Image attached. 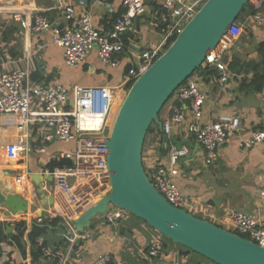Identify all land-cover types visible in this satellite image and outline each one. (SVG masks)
Segmentation results:
<instances>
[{"label": "crops", "instance_id": "obj_1", "mask_svg": "<svg viewBox=\"0 0 264 264\" xmlns=\"http://www.w3.org/2000/svg\"><path fill=\"white\" fill-rule=\"evenodd\" d=\"M73 1L0 0V34H7L5 43H0V74L27 65L31 76L45 83L70 87L117 86L140 53L158 44L163 37L161 24L165 11L161 7L162 0H146L145 11L134 19L133 29L124 36V49L117 56L116 67L106 66L93 52L79 67L71 68L64 62L63 49L51 41L48 31L19 28L15 26L18 22L13 23L14 12H20L22 16L36 13L55 16ZM76 9L89 12L93 24L100 30L108 29L115 17L123 12L121 0H84V6L76 5ZM260 10L264 12V3ZM251 12L252 7L248 4L239 14L238 19L244 26L223 55L228 79L219 85L212 74L197 73L199 89L206 96L201 122L239 116V135L219 147L211 163H205L204 150L187 130L191 112L187 104L182 103L185 121L174 124L170 136H164L156 125L146 134L142 150L143 166L151 168L157 164L167 165L171 144L187 145L189 154L179 159L175 175L182 193L193 196L185 210L228 230L227 225L231 227V223L225 220V215L229 209L264 218V204L258 196L264 185V143L251 147L240 144L251 131L264 127V85L256 88L259 81L263 82L264 24L257 25L249 17ZM120 97L124 95L116 97L113 112ZM170 103L161 111V121L167 116ZM51 132L46 125L27 123L18 114L0 117V171L4 174L3 180L27 203L26 211L8 213L4 203L7 192L0 186V221L24 219L29 225L36 216L51 218L57 215L55 180L46 170H50L53 162L66 158L65 154L73 151L74 144L45 139ZM50 197L53 198L51 201ZM71 207L62 204L68 213ZM63 223L65 230H48L39 235V243L44 244L39 264H88L101 254L110 255L114 264H215L172 242L128 212L114 222L107 221L104 215H97L90 226L80 232L84 237L72 242L65 236L67 225ZM151 247L157 248L156 255H150ZM4 263L25 264L12 241L0 243V264Z\"/></svg>", "mask_w": 264, "mask_h": 264}, {"label": "built area", "instance_id": "obj_2", "mask_svg": "<svg viewBox=\"0 0 264 264\" xmlns=\"http://www.w3.org/2000/svg\"><path fill=\"white\" fill-rule=\"evenodd\" d=\"M205 0H162L165 11L163 21L167 28L161 41L140 53L137 60L129 67L121 83L117 86L105 84L67 86L57 83H45L40 78H33L26 65L15 67L0 74V117L4 114H18L25 122L46 125L52 132L45 139H57L73 142L74 149L66 153L72 164L46 170L55 180L57 193V215L67 225L65 236L72 242L83 238L73 227V220L102 195L111 189L107 162V140L114 115H111L113 103L118 95H125L127 86L141 75L152 62L166 49L165 43L172 35L176 36L192 18ZM264 0H250L252 12L249 17L257 25L264 24V12L260 9ZM123 12L113 20L106 30L98 29L92 22L91 14L78 12L76 5L83 7L84 0H74L62 7L61 13L45 15L36 13L22 16L14 12L12 19L24 29L48 31L51 41L63 49V58L67 66L79 67L91 53L108 67L118 65L117 56L123 51L125 34L133 29L134 19L145 11L146 0H121ZM244 24L236 18L216 47L205 57L202 66L212 67L217 72L216 81L222 85L228 79L223 55L230 48V43L241 33ZM264 76V71H263ZM197 73H192L171 96L168 114L162 121L161 132L170 136L173 125L185 121L182 103H186L191 117L187 130L205 153V163H211L216 150L238 136L241 129L239 116L221 117L210 122H201L202 106L205 94L199 89ZM178 103V104H176ZM264 143V127L251 131L246 139L240 140L243 147ZM43 150V148H39ZM189 154L185 144L169 146L167 165L157 164L146 168L145 172L154 188L172 205L185 209L193 201V196L184 194L175 181L177 163L181 157ZM13 156V153L10 152ZM94 184L93 194L78 200L75 187L81 185V192ZM259 200L264 204V185L258 192ZM66 202L74 211L68 214L62 203ZM126 211L113 208L103 214L107 221L114 222ZM76 214V215H75ZM41 222L43 217L36 216ZM225 220L231 223L230 231L264 247V218L238 209H229ZM156 247L149 249L150 255H156ZM111 260L108 254L98 255L88 264H107Z\"/></svg>", "mask_w": 264, "mask_h": 264}, {"label": "water", "instance_id": "obj_3", "mask_svg": "<svg viewBox=\"0 0 264 264\" xmlns=\"http://www.w3.org/2000/svg\"><path fill=\"white\" fill-rule=\"evenodd\" d=\"M250 0H205L167 48L128 87L104 141L111 189L74 220L82 232L110 206L142 219L172 242L215 264H264V247L239 234L170 204L150 182L142 163V150L149 127L161 131L159 113L174 91L200 70L242 8ZM8 213L26 211V201L3 180ZM53 198L50 197V201ZM8 233L12 228L6 226Z\"/></svg>", "mask_w": 264, "mask_h": 264}, {"label": "trees", "instance_id": "obj_4", "mask_svg": "<svg viewBox=\"0 0 264 264\" xmlns=\"http://www.w3.org/2000/svg\"><path fill=\"white\" fill-rule=\"evenodd\" d=\"M246 8V5L242 8V11ZM241 11V12H242ZM240 12V13H241ZM13 20V19H12ZM161 24L162 27H164L163 32H165L167 28V21H162ZM13 23H17L15 20H13ZM16 27H21L19 23L15 25ZM4 36L6 38L7 34L4 32ZM175 36L172 35L168 38V40L165 43V48L174 40ZM126 42V41H125ZM262 46V45H260ZM129 68L126 69V72ZM198 72H206L208 74H212L214 77H217V72L214 68L208 67V66H201L200 70H196L194 73ZM35 77V76H34ZM36 78V77H35ZM38 78V77H37ZM263 82H258V85L256 88H259L264 85V76L262 75ZM130 86V84L127 86ZM171 98V97H170ZM169 100V99H168ZM165 106V104H164ZM164 106L162 107L161 111L163 110ZM160 111V113H161ZM159 113V115H160ZM156 127V125L152 124L148 132L153 130ZM147 132V133H148ZM72 161L68 158H62L58 161L53 162L50 165V170H52L55 167H63L71 165ZM145 168V167H144ZM146 169V168H145ZM12 226L13 230L6 233L5 228L6 226ZM65 230V226L63 223V218L59 215H56L51 218H43L41 222H37L36 219H32L30 221V224L28 225L24 219L12 221V222H5L0 221V243L1 242H7L12 241L16 244L18 251L22 255L23 262L25 264H39L40 259L39 257L43 253V243H39L38 237L39 235L45 233L48 230ZM189 250V249H188ZM4 264H10V263H4ZM107 264H114L112 259Z\"/></svg>", "mask_w": 264, "mask_h": 264}, {"label": "bare ground", "instance_id": "obj_5", "mask_svg": "<svg viewBox=\"0 0 264 264\" xmlns=\"http://www.w3.org/2000/svg\"><path fill=\"white\" fill-rule=\"evenodd\" d=\"M120 99H122V98L120 97ZM120 101H122V100H119L118 104L120 103ZM117 105H116V107H117ZM113 107H115L114 103H113V106H112V109H111V115L115 114L116 110H117V108H116L115 112H113ZM81 187H82L81 185H78V186L75 187V191H76L75 193L77 194L79 201L81 199H86L87 196L89 195V193L93 194L95 191H92V190H94L96 188V185L91 184V185L87 186V188L84 191H82V192H81Z\"/></svg>", "mask_w": 264, "mask_h": 264}, {"label": "rangeland", "instance_id": "obj_6", "mask_svg": "<svg viewBox=\"0 0 264 264\" xmlns=\"http://www.w3.org/2000/svg\"><path fill=\"white\" fill-rule=\"evenodd\" d=\"M247 5L248 4H246V7H247ZM0 33H1V29H0ZM5 36H4V34L3 35H1L0 34V43L1 42H3V43H5ZM118 97V96H117ZM123 99V98H122ZM122 99H120V100H122ZM172 101V98H169V100L165 103V106H164V108L168 105V103H170ZM121 102V101H120ZM120 104V103H119ZM119 104L117 105V107L116 108H118V106H119ZM163 108V109H164ZM62 204H67L66 202H64V203H62ZM110 209H113V208H115V207H113V206H110L109 207ZM185 209H187V206L185 207ZM68 213V212H67ZM68 214H70V215H73L74 214V211H73V209L71 210V212L70 213H68ZM76 215V214H75ZM227 227L228 228H230L228 225H227ZM206 261H208L209 262V260H206Z\"/></svg>", "mask_w": 264, "mask_h": 264}]
</instances>
